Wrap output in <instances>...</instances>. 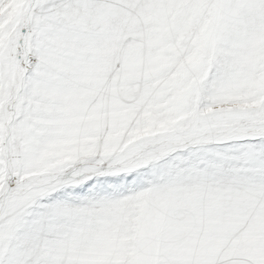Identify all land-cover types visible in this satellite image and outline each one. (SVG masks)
Here are the masks:
<instances>
[{
    "label": "snow or ice",
    "instance_id": "obj_1",
    "mask_svg": "<svg viewBox=\"0 0 264 264\" xmlns=\"http://www.w3.org/2000/svg\"><path fill=\"white\" fill-rule=\"evenodd\" d=\"M0 264H264V0H0Z\"/></svg>",
    "mask_w": 264,
    "mask_h": 264
}]
</instances>
